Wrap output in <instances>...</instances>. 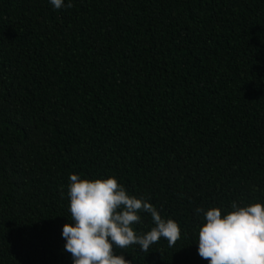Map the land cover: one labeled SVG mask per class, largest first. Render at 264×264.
Listing matches in <instances>:
<instances>
[{
	"label": "trees",
	"instance_id": "obj_1",
	"mask_svg": "<svg viewBox=\"0 0 264 264\" xmlns=\"http://www.w3.org/2000/svg\"><path fill=\"white\" fill-rule=\"evenodd\" d=\"M71 3L0 0V264H73L71 174L180 225L131 264H208L195 209L264 203V0Z\"/></svg>",
	"mask_w": 264,
	"mask_h": 264
},
{
	"label": "clouds",
	"instance_id": "obj_2",
	"mask_svg": "<svg viewBox=\"0 0 264 264\" xmlns=\"http://www.w3.org/2000/svg\"><path fill=\"white\" fill-rule=\"evenodd\" d=\"M55 10L71 8V0H49ZM67 195L72 223L65 224L64 251L73 264H131L116 249L139 246L149 253L161 239L174 247L181 238L180 225L164 219L153 204L143 197L130 195L115 177L81 179L70 175ZM63 196V193H62ZM223 214L212 207L203 212L204 223L198 231V254L208 264H264V203L239 206L231 203ZM140 213L150 214L153 227L141 233L134 226L142 224Z\"/></svg>",
	"mask_w": 264,
	"mask_h": 264
}]
</instances>
